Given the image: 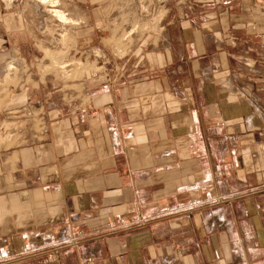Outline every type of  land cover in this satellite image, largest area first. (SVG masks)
Instances as JSON below:
<instances>
[{"label": "crops", "instance_id": "crops-1", "mask_svg": "<svg viewBox=\"0 0 264 264\" xmlns=\"http://www.w3.org/2000/svg\"><path fill=\"white\" fill-rule=\"evenodd\" d=\"M170 1L107 85L0 86V264H264V0Z\"/></svg>", "mask_w": 264, "mask_h": 264}, {"label": "rangeland", "instance_id": "rangeland-1", "mask_svg": "<svg viewBox=\"0 0 264 264\" xmlns=\"http://www.w3.org/2000/svg\"><path fill=\"white\" fill-rule=\"evenodd\" d=\"M10 1V2H8ZM68 23L62 24L45 13L32 0H0V7L14 14L31 41L23 58L18 51L7 62L0 86L16 84L26 72L48 75L63 82H80L90 74V80L107 85L111 74L135 69L140 55L139 41L143 34L157 32L165 21L170 0H103L98 2L96 15L72 3L56 0ZM8 2V3H7ZM89 12V13H88ZM80 31L76 44L74 29ZM90 39V42L88 41ZM88 44V45H87ZM90 44V45H89ZM12 66L13 68H9Z\"/></svg>", "mask_w": 264, "mask_h": 264}, {"label": "bare ground", "instance_id": "bare-ground-1", "mask_svg": "<svg viewBox=\"0 0 264 264\" xmlns=\"http://www.w3.org/2000/svg\"><path fill=\"white\" fill-rule=\"evenodd\" d=\"M32 1L39 8H43V6H45L43 8V10H45V11H43V12L50 14V16H52L54 19H56V21H58L62 24L68 23V19H67L66 15L57 8L58 3L56 0H32ZM8 2H10V1H8ZM10 68H13V67L9 66L8 69H10Z\"/></svg>", "mask_w": 264, "mask_h": 264}]
</instances>
